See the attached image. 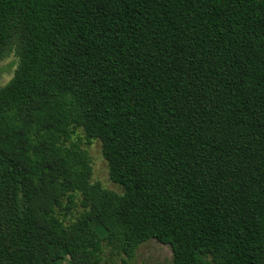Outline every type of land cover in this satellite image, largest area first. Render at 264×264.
<instances>
[{
  "label": "trees",
  "instance_id": "obj_1",
  "mask_svg": "<svg viewBox=\"0 0 264 264\" xmlns=\"http://www.w3.org/2000/svg\"><path fill=\"white\" fill-rule=\"evenodd\" d=\"M0 264H264V0H0ZM99 139L118 193L92 179ZM74 220L66 221L73 209Z\"/></svg>",
  "mask_w": 264,
  "mask_h": 264
},
{
  "label": "rangeland",
  "instance_id": "obj_2",
  "mask_svg": "<svg viewBox=\"0 0 264 264\" xmlns=\"http://www.w3.org/2000/svg\"><path fill=\"white\" fill-rule=\"evenodd\" d=\"M17 60V56L13 53L5 59L0 60V86L7 83L13 76ZM73 139L80 140L81 145L88 150L91 156V181H98L102 186L122 193V186L113 182L109 176L108 162L102 153L101 141L93 139L91 143H87L82 128L76 130V133L73 134ZM79 210L77 208L73 209L72 213L66 217V221L74 220ZM102 259L104 263L108 264H172L173 252L169 245L163 244L156 239H149L139 245L132 257H128L122 253H118L104 242Z\"/></svg>",
  "mask_w": 264,
  "mask_h": 264
}]
</instances>
